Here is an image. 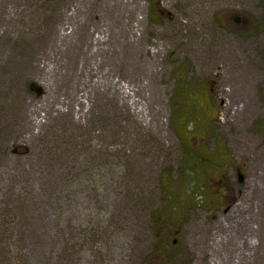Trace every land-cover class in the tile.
<instances>
[{
  "label": "rangeland",
  "instance_id": "obj_1",
  "mask_svg": "<svg viewBox=\"0 0 264 264\" xmlns=\"http://www.w3.org/2000/svg\"><path fill=\"white\" fill-rule=\"evenodd\" d=\"M0 264H264V0H0Z\"/></svg>",
  "mask_w": 264,
  "mask_h": 264
},
{
  "label": "water",
  "instance_id": "obj_2",
  "mask_svg": "<svg viewBox=\"0 0 264 264\" xmlns=\"http://www.w3.org/2000/svg\"><path fill=\"white\" fill-rule=\"evenodd\" d=\"M31 90H34L38 95H42L43 94V89L41 87H36L34 85H32ZM239 182L241 183L243 180V176L241 174H239Z\"/></svg>",
  "mask_w": 264,
  "mask_h": 264
},
{
  "label": "flooded vegetation",
  "instance_id": "obj_3",
  "mask_svg": "<svg viewBox=\"0 0 264 264\" xmlns=\"http://www.w3.org/2000/svg\"><path fill=\"white\" fill-rule=\"evenodd\" d=\"M203 148H204V145H203V144H201V145L199 144V145H198V149H203ZM237 173H238V176H239L240 173H239L238 170H237Z\"/></svg>",
  "mask_w": 264,
  "mask_h": 264
}]
</instances>
